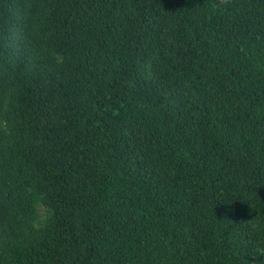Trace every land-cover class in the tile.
<instances>
[{
  "label": "trees",
  "instance_id": "1",
  "mask_svg": "<svg viewBox=\"0 0 264 264\" xmlns=\"http://www.w3.org/2000/svg\"><path fill=\"white\" fill-rule=\"evenodd\" d=\"M216 3L0 0V264H264V0Z\"/></svg>",
  "mask_w": 264,
  "mask_h": 264
},
{
  "label": "clouds",
  "instance_id": "2",
  "mask_svg": "<svg viewBox=\"0 0 264 264\" xmlns=\"http://www.w3.org/2000/svg\"><path fill=\"white\" fill-rule=\"evenodd\" d=\"M228 2H229V0H218V3H216L214 6L216 8H223V7L227 6ZM55 59H56L57 63H59L61 58L59 56H56ZM26 192L29 194L35 195V197L37 198L38 201H42L44 199L43 193H33L32 188L26 189Z\"/></svg>",
  "mask_w": 264,
  "mask_h": 264
}]
</instances>
